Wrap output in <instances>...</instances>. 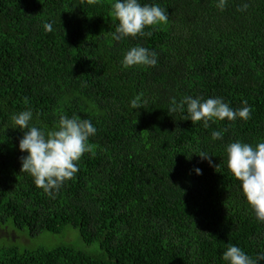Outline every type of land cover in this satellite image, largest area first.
I'll return each instance as SVG.
<instances>
[{
    "label": "trees",
    "instance_id": "16d2710c",
    "mask_svg": "<svg viewBox=\"0 0 264 264\" xmlns=\"http://www.w3.org/2000/svg\"><path fill=\"white\" fill-rule=\"evenodd\" d=\"M114 2L0 0V264H224L229 244L264 255V223L225 151L264 142V0H227L223 10L218 0H139L167 19L145 28L151 36L120 41ZM134 46L154 51L156 66L124 67ZM186 96L233 109L247 101L251 118L193 124L180 110ZM26 109L42 129L74 113L97 129L79 171L51 196L21 171L23 132L11 116ZM67 227L100 252L21 248L28 241L11 230L35 237Z\"/></svg>",
    "mask_w": 264,
    "mask_h": 264
},
{
    "label": "clouds",
    "instance_id": "9594fccd",
    "mask_svg": "<svg viewBox=\"0 0 264 264\" xmlns=\"http://www.w3.org/2000/svg\"><path fill=\"white\" fill-rule=\"evenodd\" d=\"M99 0H86L88 5L98 3ZM227 0H218L217 7L223 10ZM247 5H244L246 8ZM114 15L119 21L114 35L117 41L128 37L151 36L145 33L147 26H154L165 21V11L156 5L141 4L139 0H115L112 5ZM243 10V9H241ZM45 31L53 30V22L44 24ZM121 63L130 68L137 65L155 67L157 54L143 46H134L125 52ZM233 109L220 97L203 99L200 96H186L180 102V110H186L185 120L192 123L203 122L205 128L210 122L247 121L251 118V109L247 106ZM133 109L142 106L133 99L130 101ZM168 111H176L171 108ZM33 111L26 109L11 116V126L23 132L19 140V150L26 153L21 159V171L29 173L35 185L48 195H54L66 181L72 179L79 171L78 161L82 155L89 151L90 137L97 132L96 127L89 119H80L74 113L71 117L61 115L58 123L51 129H42L32 123ZM27 129L26 131H24ZM223 130H214L211 133L213 141L223 140ZM227 154V168L240 182V190L250 205L254 216L259 223H264V142L255 145L236 141L225 145ZM212 165L209 154H200ZM197 175L202 174L200 168L194 169ZM224 264H258L264 259L259 255L255 259L243 251L239 246L229 244L221 256Z\"/></svg>",
    "mask_w": 264,
    "mask_h": 264
},
{
    "label": "rangeland",
    "instance_id": "374dc122",
    "mask_svg": "<svg viewBox=\"0 0 264 264\" xmlns=\"http://www.w3.org/2000/svg\"><path fill=\"white\" fill-rule=\"evenodd\" d=\"M11 230L17 235L24 234L25 238H23V241H28L27 243L21 244L18 242V245L21 248H53L58 245H64V244H70L75 245L76 247L84 249L86 252L89 253H98L100 252V247L98 243H94L91 245H86L84 242L79 238L77 230L75 228L67 227L64 232L62 233H51L48 231H45L41 233L40 235H37L35 237H30L26 232L17 231L11 228ZM71 231L72 233L66 232Z\"/></svg>",
    "mask_w": 264,
    "mask_h": 264
}]
</instances>
